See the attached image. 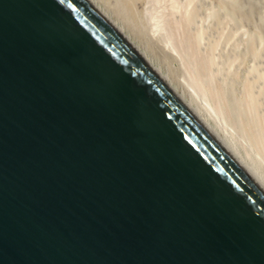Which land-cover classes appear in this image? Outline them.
Instances as JSON below:
<instances>
[{
	"label": "water",
	"instance_id": "obj_1",
	"mask_svg": "<svg viewBox=\"0 0 264 264\" xmlns=\"http://www.w3.org/2000/svg\"><path fill=\"white\" fill-rule=\"evenodd\" d=\"M0 264H264V193L85 0H0Z\"/></svg>",
	"mask_w": 264,
	"mask_h": 264
},
{
	"label": "rangeland",
	"instance_id": "obj_2",
	"mask_svg": "<svg viewBox=\"0 0 264 264\" xmlns=\"http://www.w3.org/2000/svg\"><path fill=\"white\" fill-rule=\"evenodd\" d=\"M174 1L177 3L171 0H95V3L111 20L117 24L123 22L125 33L142 51H147L161 72L169 74L179 84V92L182 88L188 90L191 87V90L197 91V94L194 92L196 101L207 109L209 104H214L209 102H214L215 97L220 98L217 103H221L219 117L215 113L217 108L210 113H214V118H219L215 120L233 136L239 151L248 158L253 157L264 171V8H261L264 0H252L260 7L250 3L251 0ZM232 4L237 6L232 8ZM156 8L166 16H161L160 26H153L156 22L152 19L155 16L152 10ZM145 9L151 10L152 14ZM170 46H175V50L171 51ZM188 46L191 48L189 51ZM186 68L192 72L186 71ZM188 72L197 79L200 77L198 81L205 88L198 81H193L195 85L191 84ZM199 85L204 89V95L199 93ZM214 88L217 90L215 95L211 92L216 91ZM208 92L211 93L209 96ZM249 126L251 128L248 129Z\"/></svg>",
	"mask_w": 264,
	"mask_h": 264
},
{
	"label": "bare ground",
	"instance_id": "obj_3",
	"mask_svg": "<svg viewBox=\"0 0 264 264\" xmlns=\"http://www.w3.org/2000/svg\"><path fill=\"white\" fill-rule=\"evenodd\" d=\"M89 5L90 7L109 25V27H111L113 29V31L126 43V45L141 59V61L145 64V66L148 67V69L158 78V80L161 82V84L164 86V88L171 94V96L173 97V99L181 106V108H183L186 113H188V115L197 123V125L204 131V133L210 137V139L227 155V157L264 193V171L262 169V167H260V165H258L257 162H255V159H252L251 157L248 158V155H246L245 153H241L239 150H240V147L236 144V141L231 137V135L227 132L228 130H226V128L224 129L222 127V125H220V123H218L217 121L218 120H215V119H219V115L218 113H220V104L217 105V103H219L220 101H218L220 98H216L214 99V102H209V103H214L212 104V106L209 104V108H205L202 104H200L199 102L196 101L195 99V93L197 94V91L195 90H191V87H188L190 89V91L188 90H184L182 87V91L179 92L178 88H180L179 84L176 83L173 78H171V76L169 74H165L163 72L160 71V69L158 68V66H155L151 60V58L149 57L147 51H142L139 46H137L133 40H131L129 34L125 33L124 31V25H123V22H120V24H117L115 21L111 20L107 15L106 13L95 3V0H85ZM148 1V0H147ZM165 1V0H164ZM173 2H176L174 0H171ZM225 1V0H224ZM227 1V0H226ZM243 1V0H242ZM249 1V0H248ZM254 1V0H253ZM253 1L251 0L250 3H253ZM153 2V1H152ZM162 2V0H161ZM229 2V1H228ZM227 2V3H228ZM104 3V2H103ZM148 3V2H147ZM154 3V2H153ZM156 3H158L157 5H159V2L157 1ZM164 3V2H163ZM177 3V2H176ZM106 4V3H105ZM151 4V3H150ZM174 4V3H173ZM240 4V2H239ZM253 4H256V3H253ZM259 4V3H257ZM256 4V5H257ZM170 5L172 6V4L170 3ZM176 5V4H174ZM228 5L231 6V4L228 3ZM234 4H232V8L236 7L237 5L233 6ZM261 5H264V2L263 4ZM152 6V4L150 5ZM153 6H155L153 4ZM162 6V5H161ZM230 6H228L230 8ZM254 6V5H253ZM258 6V5H257ZM160 7V6H159ZM176 7V6H175ZM260 7V6H258ZM150 8V7H149ZM152 8V7H151ZM150 8V9H151ZM158 8V7H157ZM154 9L152 11L155 12V16H152L150 18L154 19L153 21L156 22L155 24H153V26H160L161 24L160 21L161 19L165 18L166 16L163 14V11H158V9ZM172 8V7H171ZM261 8H264L261 7ZM169 9V8H168ZM175 9V8H174ZM242 9V8H241ZM246 9V8H245ZM248 9V8H247ZM256 9V8H255ZM146 10V9H145ZM166 10V8H165ZM164 10V11H165ZM237 10V8H236ZM259 10V9H258ZM148 11V10H146ZM152 11L149 10V14H152ZM172 11H173V8H172ZM177 11V9H176ZM251 11V10H249ZM261 11V9H260ZM153 12V14H154ZM237 11H235L236 13ZM241 12V11H240ZM243 12V11H242ZM241 12V13H242ZM147 13V12H146ZM171 13V11H170ZM178 13V12H177ZM244 13V12H243ZM259 13V12H257ZM262 13V12H260ZM165 14H166V11H165ZM173 15V13L171 14ZM238 15V14H237ZM240 15V14H239ZM247 15V14H246ZM163 16V18L161 17ZM165 16V17H164ZM168 16V15H167ZM170 16V15H169ZM155 17V18H154ZM161 17V18H160ZM171 18V17H170ZM173 18V16H172ZM177 19V17H175ZM156 20V21H155ZM149 21V20H148ZM151 20V22H153ZM175 21V20H174ZM165 22V21H164ZM167 22V21H166ZM128 23V22H127ZM162 23V22H161ZM171 22H169L170 24ZM172 23L173 22V19H172ZM177 23V22H176ZM175 24V23H174ZM166 25V24H165ZM173 25V24H172ZM177 25V24H176ZM132 26V25H131ZM167 26V25H166ZM176 27V26H174ZM263 27V26H262ZM132 28V27H131ZM154 28V27H153ZM182 28V27H181ZM264 28V27H263ZM134 29V28H133ZM132 29V30H133ZM155 29V28H154ZM157 30H159L157 27H156ZM137 30V29H135ZM156 31V30H154ZM139 32V31H138ZM170 32V30H169ZM140 34V32H139ZM142 34V33H141ZM171 35V34H170ZM184 35V34H183ZM141 36V35H140ZM172 37V36H170ZM179 38V37H178ZM188 39V37H187ZM151 40V39H150ZM168 40V39H167ZM151 41H149L150 43ZM187 42V41H186ZM191 42V41H189ZM148 43V44H149ZM153 43V42H152ZM166 43V41H165ZM183 43V42H182ZM188 43V42H187ZM185 43V44H187ZM169 44V42H168ZM168 44H166L168 46ZM179 44V43H178ZM189 44V43H188ZM150 45V44H149ZM148 45V46H149ZM174 45V44H173ZM180 45V44H179ZM172 46V45H171ZM170 46V47H171ZM177 46V45H176ZM175 47V46H174ZM174 47H171V51H174ZM190 47L188 46V51L191 50V48L189 49ZM146 49V48H145ZM150 49V48H149ZM168 49V48H167ZM177 49V48H176ZM169 50V49H168ZM194 50V49H193ZM152 51V49L150 50ZM194 52V51H193ZM154 53V52H153ZM169 56V55H168ZM186 56H188L186 54ZM191 56H193V54H191ZM170 57V56H169ZM191 58V57H190ZM192 59V58H191ZM195 60V59H194ZM187 62V61H186ZM186 64V63H185ZM196 64V63H195ZM189 66V65H188ZM185 68V67H184ZM189 68V67H187ZM186 68V69H187ZM193 69V68H192ZM204 69V68H203ZM201 69V70H203ZM190 69H187L186 71H188ZM185 71V72H186ZM191 71V70H190ZM192 72V71H191ZM187 74V73H186ZM188 74L190 75L189 77H191V82L193 81H196L195 83H197V81L199 80L200 77H198V79L196 77H194L195 75L190 72H188ZM193 76V77H192ZM197 76V75H196ZM196 78V79H195ZM188 79V80H190ZM194 79V80H192ZM201 79V78H200ZM176 80V79H175ZM208 81V80H207ZM200 81H198L199 83ZM209 82V81H208ZM191 84H194L191 83ZM191 84L189 86H191ZM201 85V83H199ZM188 85V84H187ZM195 85V84H194ZM198 85V84H197ZM199 85V93H202V95H204V89H202V85L200 86ZM196 87V86H195ZM198 87V86H197ZM203 87L205 88V86L203 85ZM201 88V90H200ZM212 88V87H211ZM215 89V88H214ZM211 90V89H209ZM216 90V89H215ZM191 92V93H190ZM206 92H207V88H206ZM211 92H214V95H215V92L216 91H211ZM194 93V94H193ZM209 93L208 92V95L209 96ZM218 93L220 94V91L218 90ZM211 94V93H210ZM218 94V95H219ZM217 95V94H216ZM217 95V96H218ZM220 97V96H218ZM209 98V97H207ZM212 98V96L210 97ZM209 98V100H210ZM214 98V97H213ZM213 98L211 100H213ZM210 100V101H211ZM217 100V102H216ZM216 103V104H215ZM215 105L217 107H215ZM218 107H219V110H218ZM213 108L217 110V116H215L216 118H214V116L212 114L214 113H210V110L213 111ZM219 111V112H218ZM223 111V110H222ZM216 115V114H215ZM211 116L212 119H211ZM223 119H224V116L222 115ZM214 118V119H213ZM232 122V120H231ZM243 125V124H242ZM254 125V124H253ZM244 126V125H243ZM247 126V124L245 125V127ZM258 126V125H257ZM225 127V126H224ZM255 127V126H254ZM251 128L250 126L248 127V129ZM231 133V132H230ZM259 136V135H258ZM257 136V137H258ZM261 138V137H259ZM244 147V146H243Z\"/></svg>",
	"mask_w": 264,
	"mask_h": 264
}]
</instances>
